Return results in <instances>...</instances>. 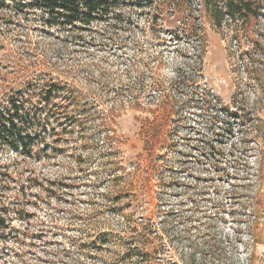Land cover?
Wrapping results in <instances>:
<instances>
[{
	"label": "rangeland",
	"instance_id": "1",
	"mask_svg": "<svg viewBox=\"0 0 264 264\" xmlns=\"http://www.w3.org/2000/svg\"><path fill=\"white\" fill-rule=\"evenodd\" d=\"M147 1L85 28L102 46L62 48L56 30L0 16V99L25 64L56 79L78 60L82 107L114 114L112 156L99 134L80 148L76 128L56 154V121L31 154L0 149L6 196L24 217L13 216L23 234L0 245V264H264V79L250 80L240 55L251 39L214 26L201 0L176 12L178 0Z\"/></svg>",
	"mask_w": 264,
	"mask_h": 264
},
{
	"label": "trees",
	"instance_id": "2",
	"mask_svg": "<svg viewBox=\"0 0 264 264\" xmlns=\"http://www.w3.org/2000/svg\"><path fill=\"white\" fill-rule=\"evenodd\" d=\"M181 2L183 0L173 3L175 6L172 10L178 11L177 6ZM147 3L150 4L151 1L0 0V16L6 15L12 18L4 21L6 24L16 22L20 25L19 23L24 21L29 24L30 31L35 30L46 34L56 30V39L62 48H68L71 44L89 47L91 41L98 42L102 46L104 40L92 37L93 34L86 37L85 28L92 27L95 22L109 19V17L122 20L121 17L125 15L123 12L125 6L129 9L145 8ZM201 4L214 26L222 27L226 24L230 26L238 39L241 37L251 39V49L242 51L240 55L248 69L249 79L257 82L259 80L262 83L264 28L255 29V22L264 15V0H201ZM181 12L183 14V9ZM28 43L34 44L32 41ZM29 44L28 48L31 49ZM25 66L29 70L24 77L25 80L19 83L20 87L16 89L8 87L0 99V149H11L23 155L31 154L35 151L38 142L42 145L46 144L45 132L47 128L54 130L55 126L52 123L56 121V125L60 126V129H56L52 135L54 137L52 141L56 140V154L65 150L70 140L72 142L76 140L74 136L76 128L79 130L77 138L81 144L80 148L97 146L94 138L99 134L101 144H107L108 156H112L114 131L109 127L114 119L112 107L103 109L105 112H102L96 107L89 111L81 105L85 96H83V88L77 86L75 79L77 72L85 65L77 60L69 67L56 71V79L50 75V72L45 71L48 66L39 60L31 61ZM3 71L5 69L0 61V79H2ZM90 73L89 76L92 77L93 73ZM142 92L143 89H139L136 98H140ZM97 118L101 123L95 125H101L103 129L92 127V130H87L86 122ZM59 142L66 145L60 147L57 145ZM76 152V150L70 151V157H74L75 162L80 164L84 157L82 153ZM0 168V245L2 246L23 234L14 230L11 225L14 215L17 218L23 217V207H11L12 202L7 198L6 186L3 185L8 177L7 168Z\"/></svg>",
	"mask_w": 264,
	"mask_h": 264
}]
</instances>
